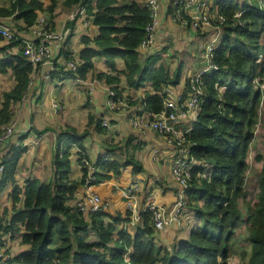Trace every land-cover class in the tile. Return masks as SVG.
I'll use <instances>...</instances> for the list:
<instances>
[{"label": "trees", "instance_id": "1", "mask_svg": "<svg viewBox=\"0 0 264 264\" xmlns=\"http://www.w3.org/2000/svg\"><path fill=\"white\" fill-rule=\"evenodd\" d=\"M256 1L215 2L217 12L224 17L223 34L211 54L216 68L201 75L204 92L200 96V109L187 133L191 141L190 154L204 164L193 166L185 191L191 202L202 201L200 206L194 207L197 222L190 225L187 236L171 241L167 247L155 242L148 210L139 213V220L132 232H128V210L117 215L104 209L82 212L75 204H68L76 189L84 184L87 169L81 161H88V156L81 144L85 130L78 133L67 127L56 135L51 158L52 176L47 181L27 177L22 186L15 183L17 160L25 150L20 141L5 146L6 151L0 155V192L7 184L12 185L9 223L0 222V230L9 231L11 238L18 237L20 244L26 245L5 264L225 263L239 218L236 199L243 194L245 156L253 136L258 105L264 110V96L261 99L259 89L252 85L253 80L259 82L264 76V58L261 63L256 62L259 38L264 30V9H257ZM57 3L58 0H7L6 4H0V18H10L9 26L15 33L5 42L0 32V73L10 71L13 78V84L0 91V131L11 119L10 105L23 96L32 68L21 54L22 37L18 32L34 24L38 13L52 28ZM60 3L70 10L75 6L78 10L81 6L85 18L96 26V34L92 37L81 35V48L76 52L70 49L69 36L78 19L76 11L63 24L68 32L58 55L68 59L75 53L79 58L77 75L85 79L92 71L91 77L108 85L115 96L122 92L121 74L129 87L137 88L148 81L153 92L144 94V109L159 111L162 105L158 91L164 84L177 83L178 76L177 72L169 74L159 61V54H149L141 64L138 62L136 46L145 34L148 8L140 0H61ZM236 12L240 14L235 17ZM93 57H102L110 72L94 71ZM114 58L122 60V69L116 68ZM52 66L55 69L49 75L56 77L61 65L53 58ZM216 85L222 86L220 92ZM91 121L89 116L88 122ZM94 127L101 129L99 119H95ZM130 138L128 136L123 142L124 149L131 145ZM72 143L77 145L76 160L81 165V175L77 178L69 176ZM114 146H106L104 151L109 152ZM136 146L131 145V148ZM254 157L261 165L254 202L247 205L245 220L249 227L250 248L246 264H264V148L261 155ZM92 165L96 169L92 173V184L118 174L125 165H130L132 172L142 168L130 154L122 161L113 157L103 160L98 156ZM204 169L206 178L196 175L195 172ZM19 201L20 205L16 206Z\"/></svg>", "mask_w": 264, "mask_h": 264}, {"label": "crops", "instance_id": "2", "mask_svg": "<svg viewBox=\"0 0 264 264\" xmlns=\"http://www.w3.org/2000/svg\"><path fill=\"white\" fill-rule=\"evenodd\" d=\"M60 1L58 0L55 7L54 11L56 14L53 18L54 25L57 28L64 24L71 12L69 7L61 5ZM3 2L0 4H6L7 0H3ZM0 21L8 24L12 22L8 17L0 18ZM18 23L20 22L18 21ZM188 29L192 30L164 16L161 17L160 26L157 30L156 43L160 48L164 46V49L160 50L159 61L167 67L170 75L177 72L178 76L177 83L168 84L172 95H177L182 90L186 76L189 73L195 72L201 64L198 59V52L202 49L201 46L197 48V63L194 56L188 58L184 56L182 59H178L176 65L173 63L172 55L177 51L185 50L188 52L198 44H196V41L193 44L188 43V37L186 36L189 33ZM85 30L91 31L90 37L96 34V27L94 25L91 24L87 28H84L80 20L76 19L69 36V47L73 52L81 48L80 36ZM192 32L204 42V37H201V35L193 30ZM164 42L166 43L164 44ZM140 48L137 49L139 64L150 54L148 50ZM114 61L118 70L123 68L120 58H114ZM92 62L94 71L110 72L102 57H93ZM183 62L185 63L182 65ZM196 64H198V67H195ZM192 67L196 69L188 72L187 69ZM46 71L47 68L44 65L39 66L31 74V83L26 86L23 96L10 105L12 112L11 120L14 122V128L4 146L17 144L19 141L25 146V150L17 160L15 183L17 185L21 183L19 186H22L24 179L27 177H36L45 181L51 179V158L56 145V135L60 130L68 127L78 133L85 130L81 144L87 153L88 162L93 163L101 153L105 152L106 146H111V144H115V146L106 153L110 157L122 161L129 154L127 153L128 146L136 144L137 146L134 149L132 148L134 154L130 153V155L138 160L142 166L140 171L132 172L131 166L125 165L120 169L118 174H111L109 178L98 180L89 186H79L73 195V199L68 200V204L74 205L75 201L82 197L86 191H91L99 195L104 205V211L113 215L123 214L127 210L125 208L126 199L120 195L119 188L127 186L134 179L139 183V187L134 194L137 206L142 205L146 197H150L151 193L153 200L157 204L168 206L173 201L175 192L178 190L176 182L168 171L169 146L153 130L144 126L135 127L129 123L128 119L132 113V106L136 105L146 92H153L150 83L144 81L137 88L129 87L125 85L124 77L121 74L120 85L122 92L120 96L126 97L127 103H121L118 108L108 110L104 107L107 90L105 83L101 81L95 83L91 92L88 93L84 90L82 82L74 80L71 77H64L58 80L54 75L47 74ZM5 73H0V78ZM91 75L92 71H89L86 74L85 80H89ZM12 84L13 78L10 85ZM89 116L92 120L90 123L88 122ZM95 119H99V124L101 119H105L109 126L103 127L100 124L101 129L98 130L94 127ZM19 136L21 139H19ZM128 136L131 137V145H127L124 149L122 144ZM145 140L150 142V147L146 149V153L140 154L139 148L142 145V141ZM153 148L157 150L154 158L151 157V150ZM77 149L75 143H72L69 148V176L71 178H77L81 175V165L76 160ZM11 188L12 185L7 184L0 192V198L5 199L1 202L2 207L10 208L11 206L9 198ZM19 205L20 201L16 206ZM10 210L8 209L9 212ZM138 220L130 222L129 218L126 223V230L132 232L133 226ZM171 229L160 228L155 230L154 237L157 236L159 241L169 245L173 241V229L176 228ZM179 238L181 237L176 239ZM18 240L19 238L15 237L9 241L17 244ZM15 251L19 250L16 249Z\"/></svg>", "mask_w": 264, "mask_h": 264}, {"label": "built area", "instance_id": "3", "mask_svg": "<svg viewBox=\"0 0 264 264\" xmlns=\"http://www.w3.org/2000/svg\"><path fill=\"white\" fill-rule=\"evenodd\" d=\"M140 2L149 10V21L144 27L145 34L136 46V50L142 47L148 50L150 54L160 55V50L164 49V46L160 48L156 43V38L160 19L164 16L183 27L191 28L201 37H204L202 49L198 52L199 63L201 64L195 72L186 76L182 90L177 95H172L168 84H164L158 91L162 105L159 111H146L142 97L136 105L132 106V113L128 117L131 125L148 127L161 136L165 143L168 144L170 149L168 171L178 186L173 201L168 206L157 204L153 200L151 193L150 197L147 196L142 205L137 206L134 194L139 187V183L133 179L127 186L119 188L120 195L126 199L125 208L129 211L130 222L138 220L139 213L148 210L150 212V225L154 230L160 228H181L186 222L183 214L186 203L185 191L189 186L192 168L198 164L204 165L190 154L191 141L187 139V133L196 121L200 109V96L204 92L201 75L216 68L211 61V54L212 49L219 42V28L223 24L224 17L217 12L216 0H140ZM259 4V9H264V0H259ZM76 9L77 7L75 6V9H72L69 13L68 18L71 19L77 11L78 19L84 28H87L88 25H91V21L85 18L81 6L78 7V10ZM238 15L239 12L234 14L235 17ZM12 28L8 23H0L2 41L6 42L12 36H15ZM67 32L68 30L64 25L59 28L55 25L52 28L47 26L44 17L40 13H38L35 23L29 26L26 31L21 30L18 32L22 37L21 54L32 67L27 85L31 83V74L39 66L44 65L47 68V74H50L55 69L52 66L53 58L61 65L59 74L56 76L58 80L63 79L65 74L68 75L70 73L71 75H68V77L82 82L84 90L88 93L91 92L94 84L99 82L94 77L85 80L77 75L76 66L79 63V58L75 53L68 59H63L58 55ZM82 35H91V31L85 30ZM215 88L220 92L222 86ZM106 89L105 108L113 110L118 108L121 103H127L126 97L115 96L108 85ZM100 124L103 127L109 126L105 119H101ZM13 128L14 122L11 119L8 123L1 126L0 155L4 151V143L12 133ZM156 151V148L151 150L152 158L155 157ZM100 156L103 160L111 158L106 152L101 153ZM81 162L87 169L83 185L89 186L94 180L92 173L96 169L92 163L86 160ZM1 172L2 164L0 162V175ZM195 173L201 178L207 177L205 169ZM19 196L21 197V195ZM74 204L82 212L100 210L104 207L99 195L91 191H86ZM8 213L10 212L8 211ZM9 215L5 216L4 225L9 223L7 218ZM10 238L9 231L2 232V229L0 230V264H5L6 260L11 256L5 251L7 248L9 249L8 240H11Z\"/></svg>", "mask_w": 264, "mask_h": 264}, {"label": "rangeland", "instance_id": "4", "mask_svg": "<svg viewBox=\"0 0 264 264\" xmlns=\"http://www.w3.org/2000/svg\"><path fill=\"white\" fill-rule=\"evenodd\" d=\"M0 3H4L3 0L0 1ZM255 3V2H254ZM257 3V9H259V0L256 1ZM240 14V13H239ZM235 18V17H234ZM239 21V19L237 18ZM240 22V21H239ZM221 27L219 28V35L218 37H221L223 34V24L220 25ZM211 29V28H210ZM188 34L186 35L188 37L187 41L188 43H194L196 41L197 46L195 48H192L191 51L186 52L184 51H177L174 55H172L173 58V63L176 65V62L178 61L179 58L182 59V57H190L194 56L195 62L197 63V58H196V53H197V48L203 44V40L199 39L195 36L194 32L192 30L188 29ZM259 44H260V50L258 51L257 54V60L256 62H260L264 58V30L261 32L260 38H259ZM182 50V49H181ZM183 53V55H182ZM199 59V58H198ZM185 62L182 63V65ZM195 67H198V64H196ZM196 68H188L187 71H193ZM12 82L11 78V73L8 71L5 74H2V77L0 78V91L5 90L9 88ZM253 88H257L260 91V96L261 99L264 96V76L261 78V81L258 82V80H253L252 82ZM137 138L138 135H136ZM136 138V139H137ZM140 139V138H139ZM142 145L139 148V153L144 154L146 153V149L150 147V142L145 140L142 141ZM263 148H264V110L262 107L258 105L257 107V119H256V124L254 125V130H253V136L251 140L248 143V148L246 151V170L244 173V181H243V188L242 192L243 194L240 197H237L236 199V207L239 211V218L237 219L236 226L233 229V239H232V244H231V249L228 255L226 256L225 263L224 264H246V258L247 255L249 254V248L250 244L247 240L248 237V222L245 220L247 217V205H252L254 202V197L255 193L257 192V178L259 175V170H260V165L261 162L257 160L254 156L256 155H261L263 153ZM133 149L131 146H128L127 153H133ZM21 183H19L20 185ZM5 199L0 198V203L3 202ZM185 208L183 210L184 214V219L186 220L185 225H183L181 228H176L173 229V239L175 240L178 237L185 238L187 236L188 228L190 225L193 224V222H197L195 219V211L194 207L195 205L200 206L201 205V200L197 199L194 200V202H191V200L187 199L185 200ZM8 206V204H6ZM190 208V209H189ZM8 207H2V203L0 205V222H4L5 216L9 215L8 213ZM192 209V210H191ZM192 211V212H191ZM201 220H199L200 222ZM172 230V229H170ZM154 233H156L154 231ZM171 235V236H172ZM15 238V237H14ZM14 238H10L11 240ZM155 242L158 244L164 245V246H169L157 239V236L154 237ZM8 247L5 251L6 253L10 255H14L20 250L26 248V245L20 244L19 240L16 243L11 242L8 240ZM19 251H15V250ZM244 251V255H241V252Z\"/></svg>", "mask_w": 264, "mask_h": 264}]
</instances>
